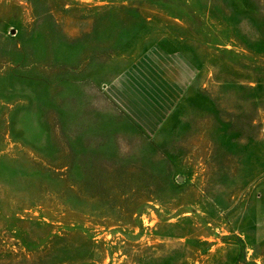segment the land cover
Here are the masks:
<instances>
[{"label": "rangeland", "instance_id": "374dc122", "mask_svg": "<svg viewBox=\"0 0 264 264\" xmlns=\"http://www.w3.org/2000/svg\"><path fill=\"white\" fill-rule=\"evenodd\" d=\"M0 264H264V0H0Z\"/></svg>", "mask_w": 264, "mask_h": 264}]
</instances>
